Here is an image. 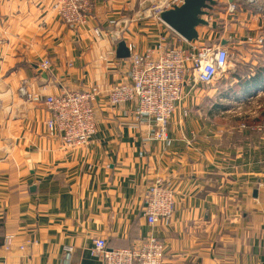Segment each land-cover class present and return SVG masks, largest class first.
Listing matches in <instances>:
<instances>
[{
	"label": "crops",
	"instance_id": "crops-1",
	"mask_svg": "<svg viewBox=\"0 0 264 264\" xmlns=\"http://www.w3.org/2000/svg\"><path fill=\"white\" fill-rule=\"evenodd\" d=\"M55 2L0 0V261L102 264L90 250L94 238L127 248L152 233L165 243L164 264H264V128H256L264 47L247 42L264 28V11L238 2L229 17L228 2L218 0L191 43L225 40L239 58L215 83L185 87L162 142L152 138L153 120L132 117L133 103L109 102L111 86L130 80V57H118L117 45L124 40L132 54L190 42L146 19L145 0H93L80 27L66 24ZM95 27L117 29L120 38L98 37ZM44 59L52 62L48 78L40 72ZM91 87L100 91L97 133L87 146L67 149L45 124L47 105L31 95ZM238 98H259L262 106L257 122L236 118L239 131L229 115ZM157 177L173 184L177 206L151 227L143 207ZM7 234L16 241L10 251Z\"/></svg>",
	"mask_w": 264,
	"mask_h": 264
},
{
	"label": "built area",
	"instance_id": "built-area-1",
	"mask_svg": "<svg viewBox=\"0 0 264 264\" xmlns=\"http://www.w3.org/2000/svg\"><path fill=\"white\" fill-rule=\"evenodd\" d=\"M148 3L146 12L163 22L159 14L167 9L180 6L185 0H145ZM227 15L234 17L239 10L238 2L248 9L264 11L262 0H226ZM94 9L93 0H56L52 10L66 23L77 27L87 26ZM148 10V11H147ZM164 23V22H163ZM260 29V28H259ZM262 28L261 30H263ZM93 33L108 36L112 41L120 38V31H104L95 27ZM264 45V35L259 39L247 37L248 43ZM189 47L159 44L145 52H133L130 55V80L116 83L108 91L111 105L133 103L131 115L135 120L147 117L153 120L152 138L168 141L171 117L176 105L186 95L185 87H196L198 84L209 85L222 77L229 69L233 52L220 42L214 44H193ZM52 62L44 59L42 69H50ZM27 94L26 87L20 89ZM97 87L85 89H63L58 94L31 95L34 100L44 101L50 111L45 124L49 132L57 136L67 149L87 146L97 133L96 118ZM264 126V124H263ZM176 209V195L173 184L157 177L147 186L143 214L147 223L153 227L161 219H170ZM14 235L4 237L3 249L10 251L15 245ZM25 249L23 244L19 245ZM67 254H73L74 246L66 245ZM91 253L101 260L102 264H164L165 243L154 235L144 237L135 247H109L106 239L94 238L90 247ZM0 264H5L1 262Z\"/></svg>",
	"mask_w": 264,
	"mask_h": 264
},
{
	"label": "water",
	"instance_id": "water-1",
	"mask_svg": "<svg viewBox=\"0 0 264 264\" xmlns=\"http://www.w3.org/2000/svg\"><path fill=\"white\" fill-rule=\"evenodd\" d=\"M218 3V0H185L180 6L162 11L159 17L186 41L192 42L199 39L198 27L209 25L207 17ZM222 44L225 45L226 41H222ZM116 53L120 58L130 57V49L124 40L118 43ZM40 72L48 78L46 69H40Z\"/></svg>",
	"mask_w": 264,
	"mask_h": 264
},
{
	"label": "rangeland",
	"instance_id": "rangeland-1",
	"mask_svg": "<svg viewBox=\"0 0 264 264\" xmlns=\"http://www.w3.org/2000/svg\"><path fill=\"white\" fill-rule=\"evenodd\" d=\"M146 9H148V7L146 8ZM148 11V10H147ZM145 18L146 19H150L151 17H153V15L150 13V12H146V10H145ZM144 15H143V17H144ZM262 35H264V29L263 30H260V33L257 35V36H253L254 37V39H259V37L260 36H262ZM252 44H254V45H258V46H261V47H264V45H260V44H258V43H256V41L255 42H253ZM239 58V56H238V53H237V51H234L233 52V56L231 57V61H230V63L232 62V61H236L237 59ZM229 67H230V65H229ZM228 71V70H227ZM227 71L225 72V73H223V75H222V77H220L219 79H217V80H215V82L216 81H218V80H220V79H222L223 77H224V75L227 73ZM214 82V83H215ZM212 84V83H211ZM221 85H223V83H220ZM210 85V84H209ZM242 98H238V100H239V102L237 101V100H235V101H237L235 104H237V103H240V104H238V105H236V107L230 112V114L229 115H231V117H232V120H233V117H234V120H233V124H234V129H236V130H238L239 131V128H240V120L239 121H237L236 120V118L237 117H241V116H245V117H243V118H247V119H252V120H256L257 118H259V114H258V111L260 110L259 108L260 107H262V106H259V104H260V99L258 98H253L251 101H252V103H248V101L245 99L244 100V102H243V100H241ZM251 99V98H250ZM233 100V99H232ZM253 101H255L254 103H253ZM232 103H234V101H231ZM230 102V103H231ZM242 103V104H241ZM259 109V110H258ZM230 117V118H231ZM261 117V116H260ZM247 119H246V121H247ZM262 120H261V123L260 124H257L256 125V128H258V127H261V128H264V126H263V124H264V119L263 118H261ZM262 124V125H261ZM236 133H238L237 131H236ZM174 191H175V195H176V190H175V188H174ZM176 206H177V202H176Z\"/></svg>",
	"mask_w": 264,
	"mask_h": 264
},
{
	"label": "trees",
	"instance_id": "trees-1",
	"mask_svg": "<svg viewBox=\"0 0 264 264\" xmlns=\"http://www.w3.org/2000/svg\"><path fill=\"white\" fill-rule=\"evenodd\" d=\"M252 80L255 81V80H257V78L252 79ZM228 94H229V93H225L224 95L227 96ZM260 112H261V116H262V118H264V107H263V109H262ZM255 121L257 122V121H259V119H258V120H255Z\"/></svg>",
	"mask_w": 264,
	"mask_h": 264
}]
</instances>
